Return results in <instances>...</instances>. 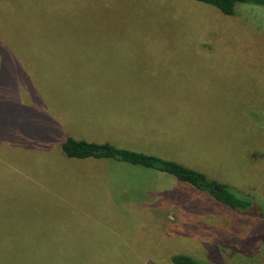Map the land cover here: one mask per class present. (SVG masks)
Segmentation results:
<instances>
[{
	"label": "rangeland",
	"instance_id": "rangeland-1",
	"mask_svg": "<svg viewBox=\"0 0 264 264\" xmlns=\"http://www.w3.org/2000/svg\"><path fill=\"white\" fill-rule=\"evenodd\" d=\"M114 44L153 47L136 61L184 66L172 91L192 97L197 118L183 138L137 152L171 153L249 196L250 210L165 173L61 153L67 137L130 143L125 110L139 112L149 83L127 84ZM179 254L264 264V7L0 0V264H172Z\"/></svg>",
	"mask_w": 264,
	"mask_h": 264
},
{
	"label": "crops",
	"instance_id": "crops-1",
	"mask_svg": "<svg viewBox=\"0 0 264 264\" xmlns=\"http://www.w3.org/2000/svg\"><path fill=\"white\" fill-rule=\"evenodd\" d=\"M114 45L113 47L122 51V55L127 54L120 61V66L128 81L127 84L131 81L141 80L149 83V85L142 86L143 89H146V94L144 96L141 95V99L138 101L141 107L135 108L139 112L127 113L128 110H125L127 122L131 121L133 126L126 130L127 134L124 137L130 143L123 144L127 146L124 148L137 149L134 150L136 152L139 149H142V151L148 150L146 148H154L150 150L157 151V148H163L167 144H165L167 140L183 138L186 135L185 133H191L190 125L197 121L196 115L192 112L195 110L189 107V101L192 97L176 99L174 96L177 93L172 91L179 83L187 81V78H182L180 75L182 72L181 68L184 66H179L174 59L134 60L133 57L138 51H149L153 47L141 49L139 47L144 45ZM148 46H153V44ZM101 49L103 52H107V47ZM132 88L133 90H141L140 86ZM175 100H185L187 110L183 111L174 108L172 102ZM138 145L144 148H139ZM166 155H169L170 158H165V160L178 162L177 159L172 157L171 153ZM183 161L185 160L183 159Z\"/></svg>",
	"mask_w": 264,
	"mask_h": 264
},
{
	"label": "trees",
	"instance_id": "trees-1",
	"mask_svg": "<svg viewBox=\"0 0 264 264\" xmlns=\"http://www.w3.org/2000/svg\"><path fill=\"white\" fill-rule=\"evenodd\" d=\"M103 1V0H97ZM216 8L225 15H233L238 4L264 7V0H194ZM61 153L68 159H94L115 161L130 166L150 169L168 174L182 183L189 184L199 191L206 192L220 204L231 210L248 211L252 207L249 196H239L229 185L208 179L204 174L174 161L147 155L133 150L119 148L109 143L96 144L67 137L60 145ZM259 209V208H258ZM172 264H201L188 255H174Z\"/></svg>",
	"mask_w": 264,
	"mask_h": 264
}]
</instances>
